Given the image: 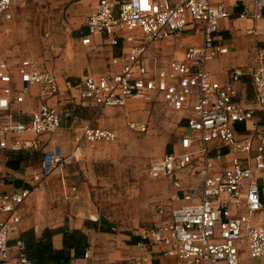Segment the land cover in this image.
Instances as JSON below:
<instances>
[{
	"label": "built area",
	"instance_id": "built-area-1",
	"mask_svg": "<svg viewBox=\"0 0 264 264\" xmlns=\"http://www.w3.org/2000/svg\"><path fill=\"white\" fill-rule=\"evenodd\" d=\"M25 1L0 0V18L12 20L14 8ZM263 12L264 0H255L252 18L262 19ZM231 16L220 0H100L86 19L88 34L82 38L84 45H91L92 37L106 35L112 46H131L126 57L113 59V65H121L120 71L85 79L80 89L83 101L99 109H122L130 101L149 103L157 94L170 111L184 116L181 152L167 153L148 170L151 179L176 178L175 199L183 204L160 209L163 220L142 233L145 242L138 246L153 247L160 255L185 264H240L244 244L251 259L264 258V224L253 221L264 210L260 187L264 178V42L255 53L254 65L246 71L234 70L226 84L216 81L207 68L209 62L228 53L227 47L216 45V34L220 23ZM247 17L246 11L239 16ZM192 23L204 26L202 45L189 47L182 59L165 66L158 59L148 63L152 45L179 37ZM250 33L264 35V29ZM246 74L256 93L254 107L237 101L236 84ZM0 85V149H35L38 137L58 132L63 117H72L71 111L60 112L48 105L60 92L58 79L36 60L25 59L16 68L1 63ZM36 86L43 103L29 121H22L12 108L22 105ZM128 128L139 134L149 132L147 122L129 121ZM21 135L34 138L22 140ZM11 138L15 140L9 146ZM117 138L114 131L84 126L71 153L54 149L44 154L30 183L41 187L74 159L81 143L115 142ZM191 171L201 179L199 190H185L178 178ZM31 194L30 189H21L0 196V264H33L21 240L16 242L15 255L11 246L21 209Z\"/></svg>",
	"mask_w": 264,
	"mask_h": 264
},
{
	"label": "crops",
	"instance_id": "crops-1",
	"mask_svg": "<svg viewBox=\"0 0 264 264\" xmlns=\"http://www.w3.org/2000/svg\"><path fill=\"white\" fill-rule=\"evenodd\" d=\"M99 1L26 0L24 4L14 8L12 20L5 21V19L0 18V64L7 63L16 68L23 60L33 59L41 67L50 69L58 79L60 92L55 98L48 101V105L60 112L69 110L72 114L70 118L63 117L61 130L38 137L37 148L25 150L30 151L33 162L21 171H12L6 168L5 164L8 158L6 152L13 150H3L6 156L3 155L4 167L11 179L3 180L5 183L3 187L0 185L1 192H3L1 195L19 191L23 188L21 183H30L32 176L39 170L46 152L61 149L64 154H69L76 147V139L81 136L84 126L92 125L117 133L110 127L111 115L114 113L124 112L127 115L137 113L141 115V120L129 121L146 122L144 121L147 118L144 112L148 113L145 110L146 106L151 108L152 105L156 106V103L162 102L167 108L163 98L157 94L153 95V100L149 103L130 101L127 107L122 109H99L94 103L82 100L80 89L85 79L90 76L100 77L111 71H120L121 65H113V59L126 57L131 48L127 43H121L118 46L110 45L106 35L92 37L91 45L82 43V38L88 34L86 19L95 12ZM220 1L230 10L232 16L220 23L219 31L216 34V45L227 47L228 53L209 62L207 68L216 81L226 84L230 81V75L234 70L243 69L246 71L254 65L255 53L264 42V35L251 34L250 31H255L257 28L264 29V12L262 19L255 20L251 16L254 11L255 0ZM48 2L52 4L50 8L51 12H54V16L48 12L50 11ZM35 11L38 12L34 13ZM244 11L249 13V17L239 18ZM203 42L204 26L192 23L179 37L152 45L148 49V63L151 64L153 59H158L161 65L165 66L171 61L182 59L189 47L200 46ZM236 89L237 101L240 105L243 107L256 105V93L252 86V79L248 74L236 84ZM39 94V87H33L29 90V94L22 105L13 106L12 110L14 114H17L15 115L18 119L30 120L31 113L43 103ZM258 116L259 119L263 118L259 114ZM183 124L184 133L180 140L186 134V124L185 122ZM239 128L245 130V126ZM150 129L151 126L149 125V132ZM33 138L28 135H21L20 137L22 140H32ZM13 140L15 139L9 140V146L13 144ZM180 140L178 147L173 150L171 148L169 153L181 152ZM223 150L226 151V149ZM54 176L62 175L53 174V179H51L52 177L48 178L41 187L31 190L30 198L22 207L20 212L21 223L15 233L14 241L11 242V246L14 248L13 255L17 252L15 248L17 240L26 232H33L37 239L43 240L42 242H51L55 249H62L64 247L62 232L64 230H81L89 238L90 247L87 250L89 256L75 260L71 264H89L94 257V245L98 238L99 240L104 238L118 240L117 242L122 243L123 246L120 245L122 252L119 254L122 258L127 259L130 258L129 254L136 253L139 245H130L132 236L142 237V232L152 229L162 221L163 217L159 214L160 209L167 210L183 204V201L175 199V194L178 191L175 190L173 183L176 178H164L166 199L161 204L160 201L157 202L160 205L154 220L156 223L147 230H144L143 225H141L139 226L141 233L138 235L127 233L122 235L123 239H121V236L116 235L111 227L107 228L111 229L109 232L104 228V226L109 225L108 223L102 224L98 222L96 215L93 217L94 214H88L86 205L75 201L77 199L64 197V192L67 189L66 178L62 176V179H58L57 183L54 181L56 178ZM178 178L186 187L185 190L187 187L200 189L201 179L193 171L181 174ZM57 184L58 186H56ZM260 187L264 202V178L260 180ZM55 190L58 191V195L54 198ZM182 194V192L179 193L180 196ZM135 221L139 222L136 219ZM253 221L256 224H264V210L254 215ZM91 222H96L98 228L95 229V225ZM141 250L144 251L142 248ZM127 253L128 256L126 257L124 254L127 255ZM240 264H264V258L251 259L244 244L241 246Z\"/></svg>",
	"mask_w": 264,
	"mask_h": 264
},
{
	"label": "rangeland",
	"instance_id": "rangeland-1",
	"mask_svg": "<svg viewBox=\"0 0 264 264\" xmlns=\"http://www.w3.org/2000/svg\"><path fill=\"white\" fill-rule=\"evenodd\" d=\"M48 12L54 16L51 8ZM145 110L148 113L142 110L147 116L144 121L151 126L149 133L139 134L128 128L129 120H141L140 114L116 112L111 115L110 127L117 131V141L81 143L74 159L54 173L66 178L67 191L64 197L77 199L75 201L86 205L88 214H94L93 217L96 215L102 224L108 223L104 228L111 227L121 239L127 233H141V225L147 230L156 223L154 220L158 206L166 199V188L163 185L165 179H151L148 170L151 163L161 160L171 148L173 150L178 147L184 133V116L168 110L162 102L151 108L146 106ZM3 150L6 149H0L2 187L5 183L3 180L11 179L4 167ZM62 176H54V181L62 179ZM51 177L53 179V175ZM56 190L54 198L58 195ZM107 239H96L94 257L89 264H185L175 258L160 255L153 247L142 251L138 246L135 254H129L130 258H122V243L115 238ZM124 255L127 257L128 253Z\"/></svg>",
	"mask_w": 264,
	"mask_h": 264
},
{
	"label": "trees",
	"instance_id": "trees-1",
	"mask_svg": "<svg viewBox=\"0 0 264 264\" xmlns=\"http://www.w3.org/2000/svg\"><path fill=\"white\" fill-rule=\"evenodd\" d=\"M6 168L12 171H21L24 167L33 162L30 151L6 152ZM29 184V185H28ZM21 183L22 189L33 190L31 183ZM17 186H20L17 184ZM21 190V189H20ZM98 228L96 222H91ZM90 223L88 222V225ZM108 232L111 229H107ZM62 249H55L51 242H42L37 239L33 232H26L21 235L23 252L33 264H71L73 261L85 258L86 252L90 247L89 238L81 230L63 231ZM145 240L141 236H132L130 245H138Z\"/></svg>",
	"mask_w": 264,
	"mask_h": 264
}]
</instances>
